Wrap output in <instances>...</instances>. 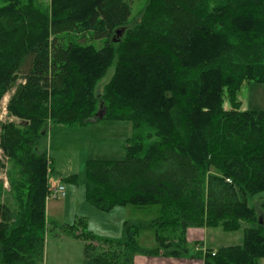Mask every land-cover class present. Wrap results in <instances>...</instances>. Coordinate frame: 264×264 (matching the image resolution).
Returning <instances> with one entry per match:
<instances>
[{"label": "trees", "instance_id": "obj_1", "mask_svg": "<svg viewBox=\"0 0 264 264\" xmlns=\"http://www.w3.org/2000/svg\"><path fill=\"white\" fill-rule=\"evenodd\" d=\"M211 2L149 0L133 26L130 0L0 6V96L21 80L8 110L24 122L2 125V147L19 173V209L0 199V264L45 262L50 124L102 119L128 121L133 133L123 159L87 161V200L105 211L158 204L160 214L126 221L120 239L100 238L81 219L70 225L64 231L84 241L83 264L187 255L192 226L244 230L241 243L206 250L205 264H260L264 110L243 109L238 94L264 82V0ZM253 197L261 200L250 204ZM148 227L153 249L138 242Z\"/></svg>", "mask_w": 264, "mask_h": 264}, {"label": "rangeland", "instance_id": "obj_2", "mask_svg": "<svg viewBox=\"0 0 264 264\" xmlns=\"http://www.w3.org/2000/svg\"><path fill=\"white\" fill-rule=\"evenodd\" d=\"M133 6V15L130 26H133L135 22L139 21L142 17L143 12L147 6L149 0H130ZM219 0H213L212 3ZM6 0H0V6L5 4ZM37 5L44 9L50 8L51 0H36ZM114 65H112L107 74L100 80L99 85L102 89L104 84H106L114 73ZM21 80H18L12 89L8 90L5 93H2L0 96V199L7 202L15 211H18L17 200L12 190V178L14 180L19 179L18 171H15V163L13 159H11L8 154H6L5 150L1 144V134H2V125L3 123L13 121L15 123H24L19 118L12 116L8 110V104L11 96L14 94L16 88L18 87ZM239 100L242 101V108L249 110H264V82H249L245 83L243 88L240 90L238 94ZM226 108L230 107L229 102L227 101L225 104ZM102 114V113H101ZM101 121V120H100ZM99 122V121H98ZM87 124L83 125H62L57 123H51L48 132L47 139V149L49 152V156L51 157V172L49 177L50 187L58 186L62 183V178L65 177V187L67 191V195L69 197L68 208H67V217L63 222L55 221V217H53L51 212V207H48L47 212V244H46V253H45V262L44 264H55L57 262V251L67 250L68 248L62 247L61 250L59 248V241L57 240V235L61 230L67 229L70 225L79 223L80 219L84 220V227L86 230H94V229H106L109 228L112 231H115L117 227H121L122 224V213L126 211L129 219H135L136 222H149L154 218L159 216V205L153 204L147 207H135L134 205H127L124 207H117L110 213H106L103 211L97 210L95 207L89 205L87 200L84 197V182L87 177L86 167L87 161L89 159H94L95 155H98V149L100 144L97 142H80L76 139L79 136L76 133V130L79 128L85 127ZM53 127V131L50 129ZM56 127H66L69 130L73 131H59L56 130ZM78 128V129H77ZM56 130V131H55ZM75 130V131H74ZM80 130V129H79ZM59 132V134L57 133ZM116 129L105 131L104 133L114 135ZM113 133V134H111ZM81 134V133H78ZM97 136L94 133H88L87 138L89 141L95 140L94 137ZM121 138V137H120ZM119 145L116 144L114 147L115 157L116 159H123L125 157V153L123 156L118 155ZM77 174L78 181H72L68 179L70 175ZM83 188V189H82ZM62 200L65 198L63 196ZM261 199L258 197L250 198L249 203H258ZM62 202V201H61ZM53 203L51 201L50 205ZM71 204V207H70ZM88 205L89 207H86ZM77 215L74 218V215ZM132 217V218H131ZM80 230V229H79ZM96 233V231H95ZM97 235V234H96ZM99 236V235H98ZM210 239H209V247H217L223 245H231L241 243L244 238V230L238 229L235 231H226L221 227H213L210 229ZM101 237V236H99ZM139 245L143 248H154L158 245L156 240L155 229L148 227L142 228L139 230ZM197 243L195 237L192 238L188 242V246L190 249L194 247ZM82 254V252H81ZM75 258L77 259V251L75 253ZM65 261L68 264H72L73 261L69 258H66ZM72 262V263H71ZM74 264V263H73ZM260 264H264V257L260 258Z\"/></svg>", "mask_w": 264, "mask_h": 264}, {"label": "crops", "instance_id": "obj_3", "mask_svg": "<svg viewBox=\"0 0 264 264\" xmlns=\"http://www.w3.org/2000/svg\"><path fill=\"white\" fill-rule=\"evenodd\" d=\"M59 129V131H73L72 128L69 130L66 127H56V130ZM78 129V128H77ZM80 129V130H79ZM76 130L77 135L79 136L77 141L86 143H92V142H97L100 144V147L98 149V155H95L94 159H116L118 157H115L113 155L114 153V147L116 144L119 145V150H118V155L116 156H123L125 153L126 156V144L129 140V138L132 136L133 129H132V124L128 121L124 120H105L102 119L101 121L93 122L90 124H87L83 128H79ZM116 129V132L114 133L113 136L110 134L104 133L105 131H111ZM55 130V131H56ZM50 131H53V127L50 129ZM75 131V130H74ZM59 134V132H57ZM81 133V134H78ZM88 133H94L97 136L94 137L95 140L89 141V139L86 137ZM113 134V133H111ZM121 137V138H120ZM49 153V152H48ZM50 157V156H49ZM50 165H51V157H50ZM51 166H50V172H51ZM65 177L62 178V185L65 183ZM74 182V181H73ZM85 184V182H84ZM66 188V187H65ZM84 190L82 195L84 194L85 199L86 194H85V185H84ZM82 188V189H83ZM63 200L62 197L59 198H47L46 201V218H47V212H48V207H51V212L50 214L55 217V221L57 222H63L65 221V218L67 217V208H68V201L69 197L67 195V191ZM51 201L53 203L50 205ZM62 201V202H61ZM87 202L89 205L92 207H95L92 205L88 200ZM130 205V204H127ZM127 205H118L113 207L109 211L105 210H100L96 208L99 211H103L106 213H110V211H113L114 209H117V207H124L126 208ZM71 207V204H70ZM86 207H89L86 205ZM139 208V207H138ZM77 215H74V218ZM122 224L121 227H117L115 231H112L109 228L106 229H94L90 230L92 233L97 234V236H101L100 238H113V239H120L123 237V232H124V224L126 221H135V219L131 220L125 213H122ZM132 218V217H131ZM213 227H207V226H201V227H189L186 231L185 235V240L187 243V246L189 245L188 242L192 238V236L195 237V240L197 243L194 245L192 249L189 248V252L187 255L184 256H175V255H164L163 251H161L157 255H148V254H143V253H137L133 256V264H205L204 258L202 254L204 255L206 250L213 249L216 250L217 247H209V239H210V229ZM65 229L61 230L60 233L57 235V240L59 241V248L61 250L62 247L68 248L67 250H61L57 251V262L55 264H68L65 259L69 258L73 261L74 264H83V250H84V241L78 237H75L74 235H70L67 232L64 231ZM96 231V233H95ZM156 234V231H155ZM157 240V236H156ZM138 242H139V237H138ZM158 242V240H157ZM46 244H47V230H46ZM158 246V245H157ZM155 248V247H154ZM153 249V248H149ZM206 249V250H205ZM203 251L202 253L200 251ZM77 251V259L75 258V253ZM82 252V254H81ZM45 253H46V246H45ZM46 257V256H45ZM72 263V262H71ZM72 263V264H73Z\"/></svg>", "mask_w": 264, "mask_h": 264}, {"label": "built area", "instance_id": "obj_4", "mask_svg": "<svg viewBox=\"0 0 264 264\" xmlns=\"http://www.w3.org/2000/svg\"><path fill=\"white\" fill-rule=\"evenodd\" d=\"M228 180H230V179H228ZM65 194H66L65 185L60 184L58 186L51 187L50 194L48 195L47 198H59L61 196H65Z\"/></svg>", "mask_w": 264, "mask_h": 264}, {"label": "water", "instance_id": "obj_5", "mask_svg": "<svg viewBox=\"0 0 264 264\" xmlns=\"http://www.w3.org/2000/svg\"><path fill=\"white\" fill-rule=\"evenodd\" d=\"M97 114H98L99 116H101V117L103 116V114H101V112H100V111H99Z\"/></svg>", "mask_w": 264, "mask_h": 264}]
</instances>
